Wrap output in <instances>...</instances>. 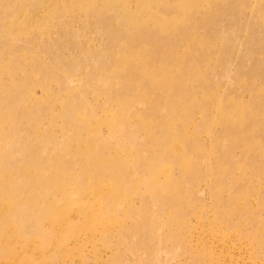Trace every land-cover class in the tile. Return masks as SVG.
Masks as SVG:
<instances>
[{"label":"rangeland","instance_id":"1","mask_svg":"<svg viewBox=\"0 0 264 264\" xmlns=\"http://www.w3.org/2000/svg\"><path fill=\"white\" fill-rule=\"evenodd\" d=\"M0 264H264V0H0Z\"/></svg>","mask_w":264,"mask_h":264}]
</instances>
